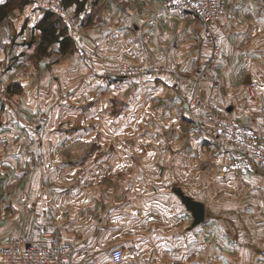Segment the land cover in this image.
Wrapping results in <instances>:
<instances>
[{
	"label": "crops",
	"instance_id": "1",
	"mask_svg": "<svg viewBox=\"0 0 264 264\" xmlns=\"http://www.w3.org/2000/svg\"><path fill=\"white\" fill-rule=\"evenodd\" d=\"M222 1L224 12L214 26L220 56L212 62L209 60L211 46L202 40L204 30L200 19L181 9H160L158 13L162 16L176 17L177 22L181 19L186 21V25L174 27L177 29V38L171 32V36L160 39L161 48L169 45L171 48L167 64H164L166 69L161 71L160 77L185 81L180 94L184 98L193 96L198 104L196 113L199 112V106L208 105L223 120H236L254 128L264 138V116L259 102L264 97V0ZM34 9L32 3L23 7L21 13L27 15L31 11L29 13L33 14V22L28 24L29 28L22 26L17 31L22 38L28 33L30 38L33 34L37 41L39 31L33 29V25L42 10L38 9V13H35ZM197 22L199 24L195 26ZM25 46H17L19 53H29V48L33 53L34 44ZM53 48L57 50V45ZM58 55L60 61L53 65L56 71L61 69L59 64L64 62L66 54ZM17 69L10 81L19 82L22 90L10 94L5 107L0 110V172L20 168L43 177L52 173L65 177L66 169L61 167L65 156L60 154V148L62 142L67 141L69 144L73 137H56L49 130L51 119L43 120L40 134L33 131V113L42 114L45 109L41 99L44 77L38 79L40 99L36 104L38 106L33 109L32 91L37 88L31 87V70L22 67ZM175 116L170 121L174 129L178 130L181 126L174 119ZM183 116L188 129L186 136L182 140L175 136L170 147L164 149L162 140L159 143L156 139L154 154H146L143 149L134 153L124 150L122 165L119 166L121 173H112L114 179L103 186V192L112 196H103L107 204L101 202L107 207L106 219L102 215H97L95 220L92 218L91 224L98 228L91 240L100 239L101 229L106 222L114 235L117 232L111 241L121 245L125 256L129 258V264H210L212 241L220 242V253L233 264L264 262L262 173L254 171L240 176L220 173L219 166L227 161L226 157L230 153L228 147L215 136L211 125L204 122L202 125L199 116L195 118V112L191 116L190 111L186 110ZM145 140L138 139V143H145ZM128 141L122 139L123 144L126 142L129 145ZM196 143L202 148L200 153L195 152ZM114 158L113 154V161ZM80 160L85 161L83 158ZM52 161L56 162L53 169L50 164ZM74 165V185L27 184L26 198H19V195L12 197L8 211L1 196L0 239L22 233L29 242L56 243L62 240L64 235H59L62 230L57 225L62 218L59 212L63 209L61 202L71 197L75 200L76 208H79L84 198L93 200V195L96 196L94 190L100 186L99 179H96V168L91 166L88 169L81 162ZM120 176L122 180L118 183L121 186L115 179ZM86 177L93 179L87 182ZM163 177L170 180L164 182ZM174 186L181 189L184 195L202 202L204 219L200 223L192 224L190 211L181 196L174 192ZM51 192L53 195H50ZM212 196H218L219 201L212 204ZM20 199L26 200L25 206L20 203ZM91 203L93 212L96 206L94 201ZM247 208L249 211H246ZM17 224H21L22 228L18 229ZM41 228L49 230L50 235L40 237ZM78 252H81L79 255L84 252V255L100 257L101 260L97 262H106L104 251L79 248L71 258L77 264Z\"/></svg>",
	"mask_w": 264,
	"mask_h": 264
},
{
	"label": "rangeland",
	"instance_id": "2",
	"mask_svg": "<svg viewBox=\"0 0 264 264\" xmlns=\"http://www.w3.org/2000/svg\"><path fill=\"white\" fill-rule=\"evenodd\" d=\"M35 1L33 0L32 4L34 12L38 13V9L41 8ZM167 8L172 7H168L165 0H87L83 10L78 13L74 12L73 7L62 9V18L76 47L74 51L66 53L64 62L59 64L62 67L57 71L53 69V65L59 62L61 57L54 46L50 54L41 61L29 51L31 48L28 50L29 53L26 51L19 53L17 49L18 45L26 48L25 42L29 39V33L22 38L17 28L22 26L29 28L33 22V14L29 13L31 11L26 15L24 12L21 13L23 8L15 9L0 23V110L5 107L7 97L10 95L5 87L12 82L10 80L18 71L17 68L30 69L33 77L31 87L37 88L32 91L33 109L38 106L36 104L38 98L40 99L38 79L44 77L41 99L45 109L42 114L33 113L35 121L33 131L38 134L42 129L43 120L51 119L49 130L54 132L56 137H73L71 143L67 144V141L61 143L60 154L65 156L61 167L66 169L65 177L56 173L43 177L39 173L20 168L1 171L0 197H3L5 210L8 211L12 197L19 195V198L24 196L26 198L27 184L71 186L75 184L74 164L81 162L85 163L88 169L91 166L96 168L98 171L96 179H99L100 185L94 190L96 196L93 195V200L84 198L83 207L79 208H76L74 198H65V201L61 202L63 209L59 211L62 218L59 224L56 223L62 230L59 235H64L60 241L71 242L73 253L79 248H96L105 252L106 262L103 263L97 262L101 260L100 257L84 255V252L83 255H79L81 252H78V264H115L110 256L111 250L121 245H115L111 237L117 236V232L114 235L105 222V226L101 227L100 239L91 240L92 234L98 228L91 222L97 215H102L106 219L105 198L111 197L112 194L103 192L105 189L103 186L114 179L112 173L117 174L118 171L121 173L122 169L119 166L122 165L121 157L124 150L134 153L143 149L146 154H154L156 139L159 143L162 140L164 149L168 148L175 136L181 138L180 140L186 136L188 129L184 125L186 118H183L186 110L190 111L191 116L192 112H195V118L199 116L203 125L201 114L205 107L211 108L202 104L196 113L198 104L195 103L193 96L184 98L180 94L186 82L179 79L171 81L164 75L160 77L161 71L166 69L165 65L171 52L170 45L161 48L160 39L169 37L171 32L172 36L177 38V29L174 27L186 25V21L182 19L177 22L176 17L162 16L158 13L160 9ZM197 24L199 23L197 22L195 26ZM201 26L204 30L202 23ZM202 40L209 43L204 37V32ZM210 46L209 60L212 62L219 58L220 51L215 57L212 44ZM176 75L178 77V74ZM174 115H176L174 119L178 120L181 126L178 130L174 129L170 121ZM142 138L146 139L145 143L139 144L138 139ZM122 139H128L130 144L126 142L123 144ZM201 151L202 148L196 143L195 152ZM81 158L85 161L82 162ZM226 162L220 164L219 172L233 174L223 171ZM43 164L42 161V166ZM50 164L53 169L56 162L52 161ZM116 164L118 166L112 167ZM85 179L88 182L93 177ZM115 179L117 184L122 180L121 176ZM163 180L168 182L170 179L163 177ZM174 187V192L178 196L185 194L181 189ZM211 188L213 189V186ZM199 189L201 192V186ZM51 194L53 195L52 192ZM74 195L75 193L71 194ZM200 195L202 197V194ZM92 201L96 206L94 214L91 209ZM103 201L105 203L101 204ZM217 201L218 196L210 198L212 204ZM25 202V199L24 201L20 199L24 206ZM96 202H99V205ZM247 210L249 211L248 208ZM17 228L21 229L22 225L17 224ZM118 236L121 237V234ZM12 237H3L0 239V245L9 242ZM220 250H222L220 242L212 241L210 264H233L228 257L220 253ZM122 254L123 259L119 264H129L127 263L129 258L125 256L124 250ZM71 264L77 263L72 260ZM259 264L264 262L260 261Z\"/></svg>",
	"mask_w": 264,
	"mask_h": 264
},
{
	"label": "built area",
	"instance_id": "3",
	"mask_svg": "<svg viewBox=\"0 0 264 264\" xmlns=\"http://www.w3.org/2000/svg\"><path fill=\"white\" fill-rule=\"evenodd\" d=\"M41 9H49L61 15L60 0H36ZM168 7L177 8L197 16L204 26V37L213 46L214 56L219 54V45L214 34V26L224 12L222 0H165ZM62 16V15H61ZM260 110L264 116V97L260 100ZM201 118L211 125L215 136L229 147V156L223 171L234 175H245L260 171L264 177V138L251 127L236 120H223L211 108L205 107ZM49 231L42 228L40 237H48ZM73 245L69 241L56 243L29 242L20 233L0 245V264H71ZM111 259L119 264L123 259L122 249L114 247Z\"/></svg>",
	"mask_w": 264,
	"mask_h": 264
},
{
	"label": "trees",
	"instance_id": "4",
	"mask_svg": "<svg viewBox=\"0 0 264 264\" xmlns=\"http://www.w3.org/2000/svg\"><path fill=\"white\" fill-rule=\"evenodd\" d=\"M33 0H2L0 1V23L6 19L15 9H22ZM87 0H60L61 8L73 7L74 12L83 10ZM42 14L35 20L33 29L39 31L38 40L34 35L25 42L27 46L35 45L33 56L37 59L50 54L54 45H57V52L61 55L75 50V41L68 33V26L62 16L49 9H41ZM5 90L8 94H13L21 90V85L17 81L9 82Z\"/></svg>",
	"mask_w": 264,
	"mask_h": 264
},
{
	"label": "water",
	"instance_id": "5",
	"mask_svg": "<svg viewBox=\"0 0 264 264\" xmlns=\"http://www.w3.org/2000/svg\"><path fill=\"white\" fill-rule=\"evenodd\" d=\"M185 207L190 211L193 218L192 224L196 225L204 219V205L202 202L192 199L188 195H180Z\"/></svg>",
	"mask_w": 264,
	"mask_h": 264
}]
</instances>
